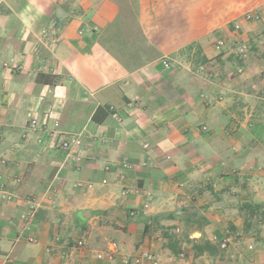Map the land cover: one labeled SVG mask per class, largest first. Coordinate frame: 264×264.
<instances>
[{"label":"crops","instance_id":"1","mask_svg":"<svg viewBox=\"0 0 264 264\" xmlns=\"http://www.w3.org/2000/svg\"><path fill=\"white\" fill-rule=\"evenodd\" d=\"M183 3L0 0V264H264V0Z\"/></svg>","mask_w":264,"mask_h":264},{"label":"built area","instance_id":"2","mask_svg":"<svg viewBox=\"0 0 264 264\" xmlns=\"http://www.w3.org/2000/svg\"><path fill=\"white\" fill-rule=\"evenodd\" d=\"M246 19L248 20H256L259 19V14L258 13H254V12H248L245 15ZM225 42L224 40H218L215 44V47L218 51H220L222 49V47L224 46ZM238 50L241 53H245L246 51V46L245 45H239L238 46ZM163 63L166 67H170V63L167 60H163ZM37 124V119H31V125L32 126H36ZM56 127L58 126V123H56L55 125ZM204 129H207V127H203ZM82 144V136L81 135H75V134H64L63 138L61 139L59 146L62 149L68 150L74 147H78ZM6 159H0V163H5ZM14 181L19 182L20 178L16 177L14 178ZM105 181V180H104ZM79 186L82 185L81 182L78 183ZM9 183H8V178L5 179L3 173L0 171V193L2 195V198L8 201H12L15 199L16 194L15 191H11L8 188ZM89 186H91V184H89ZM129 191V190H128ZM136 193H139L140 190L136 189L135 190ZM42 199L37 198V197H33L27 200V208L24 210L23 214L21 215V226L22 229H30V223L34 217V215L36 214V211L38 210V208L40 207ZM146 207H148V204L145 205ZM136 213L135 210H131L130 211V215L134 216ZM239 235V234H237ZM28 239L30 242H34L36 241V238L33 235L28 236ZM230 242V238L226 237L222 240L220 246L221 248H226L228 246V243ZM84 245V240L80 239L77 241L76 243V247L80 248ZM248 248L250 250L254 249V245L253 244H249ZM110 251L109 253L106 252H98L96 254V257L98 259H104L106 257H108V259L113 260L115 255L119 253V248H118V244L117 242H113L110 247H109ZM49 251V248H48ZM186 252L182 251L179 256L180 257H185ZM155 255L151 252L148 251H141L138 252L134 255H122L120 258V261L122 264H143L146 261H152L155 262Z\"/></svg>","mask_w":264,"mask_h":264},{"label":"rangeland","instance_id":"3","mask_svg":"<svg viewBox=\"0 0 264 264\" xmlns=\"http://www.w3.org/2000/svg\"><path fill=\"white\" fill-rule=\"evenodd\" d=\"M184 3H183V5L182 6H188V9L192 12V14H193V16H192V18H191V20H190V22H191V24L193 25V26H202L203 25V20H204V18H203V16H205V11H202L200 8H197L198 7V4L199 3H203L204 1H206V0H182ZM208 1V0H207ZM167 2L168 1H164V3H163V9L164 10H167L166 11V13L168 12V9H167ZM209 3V2H208ZM170 4V3H169ZM181 12H182V9H181ZM121 16V15H120ZM119 16V17H120ZM126 16H127V14H124V16L122 17L121 16V18H120V20H119V22L121 21V22H126V20H127V18H126ZM126 18V20H124L123 18ZM127 29H128V34L131 36V33L132 32H134L135 30H133V29H131V26H129V27H127ZM136 34H138V32H135V35H134V39H135V37H136ZM215 35H217V34H215ZM138 36H139V34H138ZM238 194V192L237 191H235L234 193H231V195H233V196H236ZM232 209V211H231V215H234L235 216V214H237V210H236V208H234V207H232L231 208ZM262 208H259V209H253L254 211H252L254 214L255 213H257L258 215H264V211H262L261 210ZM241 210V209H240ZM246 211L248 212V213H250L249 212V209L248 208H246ZM251 214V213H250Z\"/></svg>","mask_w":264,"mask_h":264},{"label":"trees","instance_id":"4","mask_svg":"<svg viewBox=\"0 0 264 264\" xmlns=\"http://www.w3.org/2000/svg\"><path fill=\"white\" fill-rule=\"evenodd\" d=\"M244 206L247 207L249 209V211H254L253 209H259V208H261V205L260 204L255 205V207L252 204H246ZM194 246H195L197 255H199V254H201L203 252L202 251L203 250V247H201V246L198 247L197 244H194ZM206 248H211L210 243H206ZM197 249H198V251H197Z\"/></svg>","mask_w":264,"mask_h":264},{"label":"water","instance_id":"5","mask_svg":"<svg viewBox=\"0 0 264 264\" xmlns=\"http://www.w3.org/2000/svg\"><path fill=\"white\" fill-rule=\"evenodd\" d=\"M224 204H225L224 201H221V202L218 204V206H221V205H224ZM90 215H91V212H90L89 209H86V210H84V211H81V216H82V218H84V219L88 218Z\"/></svg>","mask_w":264,"mask_h":264}]
</instances>
